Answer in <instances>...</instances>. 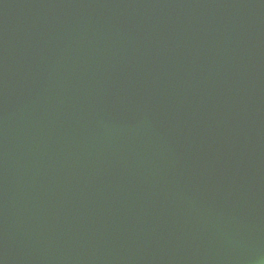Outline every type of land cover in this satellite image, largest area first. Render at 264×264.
Wrapping results in <instances>:
<instances>
[{
    "label": "water",
    "instance_id": "95a60500",
    "mask_svg": "<svg viewBox=\"0 0 264 264\" xmlns=\"http://www.w3.org/2000/svg\"><path fill=\"white\" fill-rule=\"evenodd\" d=\"M0 264H264V0H0Z\"/></svg>",
    "mask_w": 264,
    "mask_h": 264
}]
</instances>
